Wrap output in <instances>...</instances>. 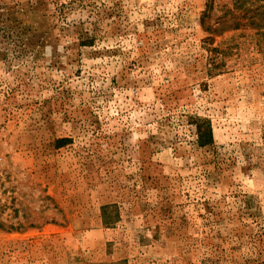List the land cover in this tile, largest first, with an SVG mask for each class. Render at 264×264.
I'll use <instances>...</instances> for the list:
<instances>
[{
    "label": "rangeland",
    "instance_id": "rangeland-1",
    "mask_svg": "<svg viewBox=\"0 0 264 264\" xmlns=\"http://www.w3.org/2000/svg\"><path fill=\"white\" fill-rule=\"evenodd\" d=\"M12 1L0 264H264V0Z\"/></svg>",
    "mask_w": 264,
    "mask_h": 264
},
{
    "label": "trees",
    "instance_id": "trees-1",
    "mask_svg": "<svg viewBox=\"0 0 264 264\" xmlns=\"http://www.w3.org/2000/svg\"><path fill=\"white\" fill-rule=\"evenodd\" d=\"M35 6V3L31 5L28 3V6H24L21 2L15 1L0 5V45L4 47L0 46V55L4 54L6 57L7 54H10L11 58H17L19 55L23 56L30 52L39 53V50H36V48L41 49L42 44L38 41L34 42L35 35L40 33L37 30L39 24L31 25L27 14ZM10 15L16 18L13 19ZM19 17L22 19H19ZM7 45L10 47L8 48ZM2 49L6 52H1ZM195 127L199 145H210L213 142V138L209 122L199 120L195 124Z\"/></svg>",
    "mask_w": 264,
    "mask_h": 264
}]
</instances>
